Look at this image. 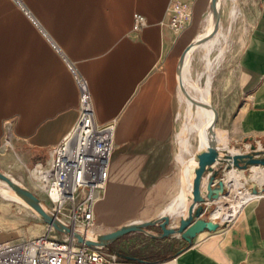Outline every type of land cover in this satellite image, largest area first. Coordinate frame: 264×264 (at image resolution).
<instances>
[{
	"label": "crops",
	"instance_id": "crops-1",
	"mask_svg": "<svg viewBox=\"0 0 264 264\" xmlns=\"http://www.w3.org/2000/svg\"><path fill=\"white\" fill-rule=\"evenodd\" d=\"M171 1L0 0V154L29 181L28 188L40 196L29 169L50 161L53 147L78 118L80 94L72 68L87 79L95 121L116 119L106 184L94 203L98 232L166 211L181 189L182 163L177 154L181 164L177 178L171 144L176 131V64L210 25L211 0H183L190 5V15L179 29L168 23ZM223 1L214 42L200 46L206 49L207 66L211 60L207 70L211 86L204 91L218 113L213 134L218 123L224 130L218 144L228 151L250 152L252 144L264 147V0L233 1L226 32L221 31ZM136 12L145 16L146 25L134 30ZM233 21L241 26L239 44L219 78L216 107L215 67L224 48L215 59L207 49L220 36L227 40ZM209 120L208 115L191 131L188 158L199 151L191 149L193 132L201 138ZM252 168L236 169L244 184L256 181L250 178ZM257 168L264 172V166ZM220 176L224 188L241 192L242 186L230 183L224 171L215 180ZM233 200L239 202L233 216L226 198L210 202L217 207L205 217L231 218L224 222L216 218L217 228L197 232L189 244L177 233L161 237L170 250L159 259L175 254L177 264H264V193L249 196L244 204ZM181 206L169 215L185 213ZM47 229L48 223L29 205L0 194V241L32 237Z\"/></svg>",
	"mask_w": 264,
	"mask_h": 264
},
{
	"label": "built area",
	"instance_id": "built-area-1",
	"mask_svg": "<svg viewBox=\"0 0 264 264\" xmlns=\"http://www.w3.org/2000/svg\"><path fill=\"white\" fill-rule=\"evenodd\" d=\"M168 10V23L174 29L182 27L190 15V5L183 0H172ZM144 25L145 16L134 13L132 28L137 30ZM72 70L80 94L78 118L53 147L50 161L47 164H34L29 172L42 194V197L39 196L41 201L50 213L83 236L92 238L91 233L98 232L94 203L106 184L116 119L103 123L95 121L87 79L76 69ZM4 141L8 142V138ZM242 189L251 191L244 182ZM216 218L220 219L218 216L211 219ZM51 229L61 234V237L50 234ZM0 264L177 263L175 256L158 261L126 259L109 251L108 246L87 245L79 242L71 232L63 233L48 224L44 233L0 241Z\"/></svg>",
	"mask_w": 264,
	"mask_h": 264
},
{
	"label": "water",
	"instance_id": "water-1",
	"mask_svg": "<svg viewBox=\"0 0 264 264\" xmlns=\"http://www.w3.org/2000/svg\"><path fill=\"white\" fill-rule=\"evenodd\" d=\"M213 7L215 12L218 13L217 0H213ZM216 29L215 27L211 34L212 36L215 34ZM218 135L224 136V130L219 123L217 125V134L210 136L206 148L195 154L197 165L194 168L192 180L191 202L188 205L186 215L179 217L176 224H171L168 212L162 211L155 217L130 220L112 230L91 233L92 238L85 237L54 217L40 197L30 188L18 183L12 176L1 170L0 179L12 186L18 196L35 210L45 222L63 233L71 232L79 242H84L87 245L107 246L108 243L123 234L135 230H143L154 237L169 236L177 233L189 244L197 232L204 229L214 230L220 225L219 221L202 216L207 208V201H211L223 193L224 179L223 176H220L215 180L217 174L225 167L236 166L244 169L249 168L252 164L264 166V147L259 149L252 144L250 152L232 153L226 149V146L222 147L218 144ZM203 184L204 186H202ZM248 187L253 193L264 192V184L259 186L256 181H251ZM148 225H158L161 230L156 233L150 232L146 229Z\"/></svg>",
	"mask_w": 264,
	"mask_h": 264
},
{
	"label": "rangeland",
	"instance_id": "rangeland-1",
	"mask_svg": "<svg viewBox=\"0 0 264 264\" xmlns=\"http://www.w3.org/2000/svg\"><path fill=\"white\" fill-rule=\"evenodd\" d=\"M235 0H224L221 4V14H222V20H221V31L226 32L227 26H228V10L229 7L231 6L232 2ZM239 22L237 21L232 23L231 29L229 31L228 37L226 41H223L222 36H220L219 40L216 41V43L211 47V49H207L208 53H210L212 59L216 58V55L219 51V48L222 46L224 48V53L222 58L218 61L215 67V73L217 77V83L216 87L213 90V98L215 101L216 107L218 106V90L217 86L219 83V78L221 77L222 74H224L228 67L230 66L232 62V55L234 54V51L236 50L239 42L237 41V36L241 30V26L238 24ZM214 42V40H211L207 42L208 47L211 46V44ZM181 54V53H180ZM180 57V56H179ZM177 60L176 64V88L174 91V99H175V129L174 135L172 137V156L175 153L176 156V167H177V178H179L180 171H181V164L179 159V151H180V145L178 141V135L180 134L182 128L187 122H191L195 116H196V106L195 104L189 102L185 96L183 95V91L180 88L179 84L182 82L181 79V73L179 71V58ZM211 68V60L208 58V66H207V61H206V49L204 47H196L190 52V69L188 73V78L190 81V85L188 89V85L186 81L182 84V88L186 89L187 92L195 98V93L193 89V84H199L200 86H203L204 89L206 87L209 88L211 83H209V79L211 74L207 76V70ZM210 73V72H209ZM208 77V78H207ZM185 84V85H184ZM182 93V94H181ZM189 102V104H188ZM215 129V127H214ZM214 133V132H213ZM189 142V140H188ZM191 149L195 151L200 142V134L198 132H193L191 139ZM177 154H178V159H177ZM188 158L189 155H186ZM174 161V158H173ZM234 166H231L229 168L225 167L222 171L226 173L227 170L232 168ZM236 167V166H235ZM241 169V168H240ZM253 169V168H252ZM0 170L6 172L8 175L12 176L18 183L28 187L29 181L23 180L15 171V169L11 168V166L8 165V162H6V157L0 154ZM248 171L245 175V180H248L249 174ZM253 172L251 173L250 178H253ZM225 177V174H224ZM244 180V179H242ZM178 181V179H177ZM1 185V183H0ZM247 185V184H246ZM7 187V186H6ZM232 188V187H231ZM182 188L180 189V192L174 197L177 198L179 194H181ZM228 188H224L223 192H227ZM238 192V191H237ZM0 194L3 195L0 189ZM39 195L42 197L41 192H39ZM174 195V193L171 195ZM169 198V193L166 195L164 201L162 202L159 210H161L165 204L167 203ZM173 199V200H174ZM172 200V201H173ZM171 201V202H172ZM170 202V203H171ZM169 203V204H170ZM168 204V205H169ZM217 207V204H208L207 209L204 212V217L209 215L210 210ZM172 216V221L173 224L178 223V218L180 217L179 214H173ZM155 217V216H154ZM146 229L150 232H159L161 229L158 225H148L146 226ZM111 230V229H110ZM56 232V231H55ZM56 236L61 237V234L56 232ZM109 251H114L118 256L124 257L123 254L126 255H132L135 257H140L144 254L150 255L149 258H159L167 253H169L170 250V244H168L166 241H162L161 237H154L149 235L143 230H135V231H129L119 238L115 239L114 241L110 242L107 244ZM121 253V254H119Z\"/></svg>",
	"mask_w": 264,
	"mask_h": 264
},
{
	"label": "bare ground",
	"instance_id": "bare-ground-1",
	"mask_svg": "<svg viewBox=\"0 0 264 264\" xmlns=\"http://www.w3.org/2000/svg\"><path fill=\"white\" fill-rule=\"evenodd\" d=\"M219 3L220 0H217V8H218V13L215 12L214 7H213V0H211V6H210V21L208 27L206 28V30L204 31V33L199 36L198 38H196L194 41H192L183 51L180 60H179V71L181 73V79L182 82H180L179 86L182 89V93L185 96V98L197 105L196 106V110H195V118L186 126V128L184 129L181 137H180V141H179V145H180V153H179V158H180V162L182 163V177H181V188H182V193L175 198L167 207H166V212H168V214H170V212L177 206H180V209L183 207H186V212L183 214H179L180 217L181 216H185L187 213V209H188V205L191 202V190H192V180L194 177V168L197 164V159L195 156L187 158V147H188V140H189V136L191 131L193 130V128L201 123H203L204 121H206L208 115L210 117V120L207 124V126L205 127L204 130L201 131V138H200V142H199V146L198 149L200 152L201 150H204L206 148V145L209 141L210 136L213 135L214 132V127H215V123L217 120V110L215 107L212 106L211 102H210V95L208 92L204 91V87L200 86L199 84H193V91L196 94L195 96L197 97L194 98L193 96H191L186 89L182 88V84L184 83V80L190 85V81L188 78V73H189V69H190V52H192V50L196 47H200L203 44L207 43L208 41L211 40V38L213 37L211 34L214 30V28L216 27V32L219 28V23H220V14H219ZM215 32V33H216ZM216 35V34H215ZM186 62V64H185ZM185 66V67H184ZM186 71V72H185ZM187 73V74H186ZM185 85V84H184ZM202 106L204 107L203 110L201 111ZM201 111V112H200ZM200 112V113H199ZM199 113V114H198ZM201 144H204V147L202 149L201 148ZM232 153H236L239 152L233 148H230L229 150ZM192 165H189L191 164ZM257 166H261V164H252L250 165V168L254 167L251 170V173L253 172V179L256 180L258 183H261L264 181V172L260 169L257 168ZM263 167V165H262ZM241 170L238 167H232L229 170L226 171V179L232 183V182H237L239 183L241 186H243V180L239 175V172L237 170ZM226 180V181H227ZM0 189L1 192L3 193L4 196H8L19 200L21 202H23L24 204H27L22 198H20L16 192V190L8 185L5 181H3L2 179H0ZM7 186V187H6ZM204 186V184L202 185ZM231 187V186H230ZM238 192H240V190H238ZM260 193H264V192H259L256 193L257 195H255L252 191H245V190H241L240 193H237V191L232 187L229 189V191L227 192H223L221 193L217 198L211 200L210 202H218V200H222L225 199L228 201V203L230 204V206L233 208V212H232V216L235 215L237 209H238V204L239 202H235L233 199L235 198H239V200L242 202V204H244L246 202V200L248 199L249 196H258ZM252 198H250L249 200H251ZM237 200V199H236ZM248 200V201H249ZM28 205V204H27ZM231 218V216L228 215H224L223 218L221 219L222 221H228ZM172 216L170 215V223L173 224L172 221ZM50 234L56 236V232L51 229L50 230ZM90 234V233H89Z\"/></svg>",
	"mask_w": 264,
	"mask_h": 264
},
{
	"label": "trees",
	"instance_id": "trees-1",
	"mask_svg": "<svg viewBox=\"0 0 264 264\" xmlns=\"http://www.w3.org/2000/svg\"><path fill=\"white\" fill-rule=\"evenodd\" d=\"M121 254V253H119ZM175 254H172L171 256H174ZM124 258L126 259H141V260H148V261H158V260H163V259H159V258H149L150 255L148 254H144L140 257H135V256H132V255H126V254H123ZM170 256V257H171ZM169 258V257H168ZM166 259V258H164Z\"/></svg>",
	"mask_w": 264,
	"mask_h": 264
}]
</instances>
